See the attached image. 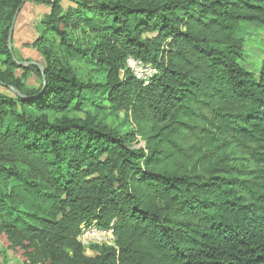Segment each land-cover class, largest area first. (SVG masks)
Instances as JSON below:
<instances>
[{"label":"trees","instance_id":"1","mask_svg":"<svg viewBox=\"0 0 264 264\" xmlns=\"http://www.w3.org/2000/svg\"><path fill=\"white\" fill-rule=\"evenodd\" d=\"M29 1L48 12L23 66L7 38ZM244 27L264 32V0H0L7 250L24 264H264V52L246 67ZM129 59L156 75L142 82ZM100 97L120 126L85 111ZM84 224L111 228L113 246L85 248Z\"/></svg>","mask_w":264,"mask_h":264},{"label":"rangeland","instance_id":"2","mask_svg":"<svg viewBox=\"0 0 264 264\" xmlns=\"http://www.w3.org/2000/svg\"><path fill=\"white\" fill-rule=\"evenodd\" d=\"M48 12L47 8L36 6L33 3L26 2L21 11L18 13L16 22L13 29L12 34V48L11 51L13 52L16 59L21 61L23 66H27L26 62L28 60L38 63L40 57L38 54L30 47L36 37L39 35L40 32V22L43 16ZM242 34L247 41L246 46V61L247 68L250 64L256 63L259 64V58L263 49H259V55L256 56L254 52V47L256 46V41L258 40V36L261 38L264 37V32L259 29H252L250 27H244L242 29ZM255 55V57H254ZM126 69L137 79L141 80L142 82L146 83L149 79L150 72L147 68L140 66L135 62H131V60L126 61ZM3 69V68H2ZM92 67L82 71L79 73V77L82 80H92L95 81L96 75L92 72ZM29 85H36L37 82L35 78L31 75L29 80L27 81ZM85 111H88L92 114V116L98 115L102 121H105L106 124L112 127H118L122 124V114H113L111 113L110 106L108 103L104 101L102 97H100L99 101L94 105H91L85 108ZM87 255L93 256L94 253L92 251L87 250ZM0 264H24L23 259L15 254L12 251L7 250L6 245L0 240Z\"/></svg>","mask_w":264,"mask_h":264},{"label":"built area","instance_id":"3","mask_svg":"<svg viewBox=\"0 0 264 264\" xmlns=\"http://www.w3.org/2000/svg\"><path fill=\"white\" fill-rule=\"evenodd\" d=\"M131 62H135L140 65L139 62H136L132 59ZM128 60V61H129ZM141 66V65H140ZM150 72L149 78L156 75V71L150 68H147ZM113 230L111 228L107 230H99L94 225H81L80 226V234L78 237V241L85 247L88 248L91 245H107L113 246Z\"/></svg>","mask_w":264,"mask_h":264},{"label":"water","instance_id":"4","mask_svg":"<svg viewBox=\"0 0 264 264\" xmlns=\"http://www.w3.org/2000/svg\"><path fill=\"white\" fill-rule=\"evenodd\" d=\"M19 11L16 12L12 22H11V27L9 29V32H8V38H7V46H8V49L11 51V48H12V34H13V29H14V25H15V22H16V18H17V15H18Z\"/></svg>","mask_w":264,"mask_h":264}]
</instances>
